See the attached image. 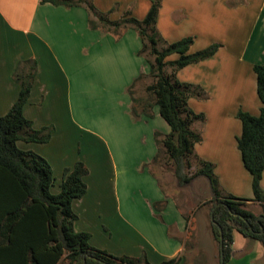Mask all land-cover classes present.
<instances>
[{
    "label": "crops",
    "instance_id": "obj_1",
    "mask_svg": "<svg viewBox=\"0 0 264 264\" xmlns=\"http://www.w3.org/2000/svg\"><path fill=\"white\" fill-rule=\"evenodd\" d=\"M94 5L112 12L117 21L126 12L144 20L152 3L94 0ZM90 19L84 6L0 0V116L19 98L21 87L14 79L18 64L36 61L24 115L35 130L53 127L54 133L48 143L19 141L18 147L50 163L54 194L60 192L66 169L79 162L88 168V191L73 203L76 230L89 233L94 248L117 257L192 264L196 256H188L187 245L194 216L165 193L152 171L159 151L155 135H168L171 129L160 119L158 107L152 118L132 114L129 89L150 73V65L138 55L140 36L131 28L117 40L93 30ZM157 26L169 43L195 36L191 52L221 45L214 57L185 67L177 77L206 93L205 99L188 102L195 113L206 116L205 124L196 125L203 137L196 154L215 165L225 193L253 199L252 175L238 148L243 131L238 114L259 116L263 106L254 67L264 66V0H163ZM227 264H264V247L236 232Z\"/></svg>",
    "mask_w": 264,
    "mask_h": 264
},
{
    "label": "trees",
    "instance_id": "obj_2",
    "mask_svg": "<svg viewBox=\"0 0 264 264\" xmlns=\"http://www.w3.org/2000/svg\"><path fill=\"white\" fill-rule=\"evenodd\" d=\"M67 8L84 6L90 14V27L113 34L119 40L124 33L135 29L142 43L138 53L150 65V73L141 75L129 89L132 99V114L135 118L153 117L158 107L159 114L171 131L162 136L156 133L158 155L168 157L180 188H188L204 178L211 195V227L219 244L221 264H227L233 255L234 234L260 242L264 247V66L256 65L258 96L262 102L259 116L240 112L242 135L238 148L246 170L252 175L254 198L241 199L227 194L215 173V165L201 159L195 151L203 140L196 125L206 122L204 114H197L189 107L191 98L205 99L202 87L180 82L177 74L187 66L198 64L214 57L221 48L219 44L191 53L195 44L193 37L175 43L167 42L157 26L163 0H151L152 6L144 20H138L126 12L117 21L111 13L100 12L94 0H40ZM174 55L178 59L171 60ZM38 64L34 60L21 61L14 79L20 85L19 98L5 116H0V264H150L145 257H117L91 246V235L75 228L78 216L73 203L82 199L88 186L85 177L88 168L77 163L66 169L60 192L54 194L55 183L50 163L40 155L23 151L18 142L45 144L50 142L53 127L35 130L33 123L24 115V108L31 97ZM144 78L151 82L146 86L148 96L135 98L134 87ZM199 169L190 173L193 160ZM259 205L262 213L257 215L249 209ZM163 264H180L172 259Z\"/></svg>",
    "mask_w": 264,
    "mask_h": 264
},
{
    "label": "rangeland",
    "instance_id": "obj_3",
    "mask_svg": "<svg viewBox=\"0 0 264 264\" xmlns=\"http://www.w3.org/2000/svg\"><path fill=\"white\" fill-rule=\"evenodd\" d=\"M190 37L196 40L195 36ZM150 82V78H144L137 82L134 87L135 98L141 100L148 96L145 89ZM187 84L196 85L194 83ZM160 119L162 120V118ZM192 163L193 168L190 173L193 174L197 172L199 166L195 159ZM152 171L158 177L165 193L173 196L185 212L189 213L192 217L194 216L187 245L188 256L191 258L196 256L192 264H221L219 244L214 238L211 227L210 209L212 204L210 202L211 195L207 181L204 178H200L196 180L192 186L180 188L174 176L172 163L164 154H161L159 160L152 165ZM203 203L204 205L201 207ZM249 209L257 215L262 213V208L259 205H251ZM63 264H69V261H65Z\"/></svg>",
    "mask_w": 264,
    "mask_h": 264
},
{
    "label": "water",
    "instance_id": "obj_4",
    "mask_svg": "<svg viewBox=\"0 0 264 264\" xmlns=\"http://www.w3.org/2000/svg\"><path fill=\"white\" fill-rule=\"evenodd\" d=\"M211 218H212V220L214 219V218H213V215L211 216ZM223 263H224V261L222 260V264H223ZM84 264H85V262H84Z\"/></svg>",
    "mask_w": 264,
    "mask_h": 264
}]
</instances>
